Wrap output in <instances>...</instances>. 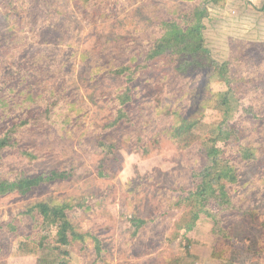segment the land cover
<instances>
[{
    "label": "rangeland",
    "instance_id": "rangeland-1",
    "mask_svg": "<svg viewBox=\"0 0 264 264\" xmlns=\"http://www.w3.org/2000/svg\"><path fill=\"white\" fill-rule=\"evenodd\" d=\"M9 2L19 9L4 22ZM9 31L29 56L11 72L19 95L0 103V264H264V0H0ZM10 64L0 54V92ZM137 64L147 155L131 151L133 130L102 132L124 84L112 72ZM26 113L37 121L12 148L2 127ZM181 124L193 127L173 139ZM70 170L17 190L23 175ZM205 179L227 196L185 232L191 209L177 198ZM41 202L64 209L68 245L45 228ZM135 218L147 223L139 232Z\"/></svg>",
    "mask_w": 264,
    "mask_h": 264
},
{
    "label": "trees",
    "instance_id": "trees-1",
    "mask_svg": "<svg viewBox=\"0 0 264 264\" xmlns=\"http://www.w3.org/2000/svg\"><path fill=\"white\" fill-rule=\"evenodd\" d=\"M3 8L5 9L6 15L9 14V16H4L1 18V21L9 22L11 18H16L15 15H17L19 7H14V4L12 2L4 3ZM11 16V17H10ZM17 20V19H16ZM15 20V22H16ZM13 21V20H12ZM14 21L12 22L14 25H16ZM19 38L13 35L12 32L9 31L5 34H0V54L7 55L8 59L11 60V64L7 66L6 69V80H5V87L0 92V103L4 106L8 105L9 99H13V97H17L19 94L16 92V87L13 85V77L12 71H17V66L21 64V61L27 58V56H22L25 52H14V48H16V43H18ZM155 53L151 52L150 55H148L147 59H150L151 57H155ZM23 59V60H22ZM147 67V65H145ZM144 65L137 64L133 67L131 66H123L121 68L115 69L112 74L116 77L123 78L124 84L119 90H122V94L118 95L115 94L113 96L114 99H111V102L113 104V112H111L110 119L107 123L104 124L102 128L103 131L108 130H117L121 133V129L124 127L126 129H131L136 134V138L134 141V144H132V152H141L143 155L149 154V145L146 141H143L141 136L137 133V125L134 121L133 114L135 113L134 109L138 106L137 98L134 96V88L132 85L134 81V74L138 73L143 69ZM4 92V95H3ZM13 96V97H12ZM117 100H120V103H117ZM134 111V112H133ZM31 115L26 113V116L24 119L19 120L22 121L20 124H13L12 126H5L2 127V132L4 133V143L12 148H18L17 146L20 144L18 142V138L16 137L17 133L20 132L23 127H28L33 122L37 121L30 118ZM182 118V117H181ZM181 122V121H180ZM40 124V122H39ZM193 124H189L187 126H176L174 129L171 130V137L173 139H178L181 136H184L186 134H189L192 129ZM23 126V127H22ZM122 135V134H121ZM158 142V141H157ZM97 146L99 149L103 151V153L108 156L109 154H112V159L118 160L115 157V151L119 149L118 144L115 141H109L106 137L98 139ZM21 150V149H20ZM24 155H26L25 152H22ZM101 167L99 168L100 174L103 169L104 162H101ZM73 171H63V172H57V171H51L49 173H39L33 176H26L23 175L17 190L19 194L23 197L32 195L36 189L41 188L44 183L47 182H54L57 180H68L73 176ZM224 196H227L226 186L222 184L221 182H215L213 180H207L205 179L198 187L196 191H186V195L184 197H178L177 198V206L183 205L185 202H187L188 208L190 207L189 215H190V223L185 221L186 226H180L179 229H184L185 232H189L192 230V228L195 226L197 220L199 219V216L201 213H203L204 205L207 202L218 201ZM38 208L41 212V215H43L44 218V226L48 229H56V238H58V244H69L68 240V229L71 227L70 223L68 221V218L66 214L64 213V209L61 208V210L58 207H50L47 203L41 202L34 206V208ZM145 220H141L139 218H135L133 220V226L135 229V232H139L145 225ZM92 237V235H90ZM82 242H85V239L87 236L81 235ZM93 239L95 241H98L97 238L93 236ZM48 246V244L44 243L42 241L39 245L41 249H45ZM1 251V248H0ZM68 261H65V264ZM44 264V263H42Z\"/></svg>",
    "mask_w": 264,
    "mask_h": 264
}]
</instances>
